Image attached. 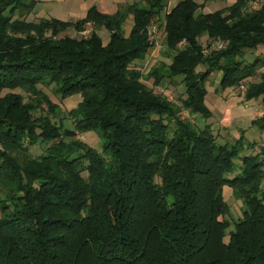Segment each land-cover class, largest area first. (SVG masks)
<instances>
[{"label": "trees", "instance_id": "trees-1", "mask_svg": "<svg viewBox=\"0 0 264 264\" xmlns=\"http://www.w3.org/2000/svg\"><path fill=\"white\" fill-rule=\"evenodd\" d=\"M40 1L0 0V264H264V143L250 154L256 143L244 132L220 143L206 103L216 71L221 90L260 72L244 99L264 101V57L244 58L264 46V0L214 12L200 9L216 0H179L170 11L169 0H140L113 13L93 5L75 22L27 20ZM162 16L171 62L144 76L135 63ZM87 25L88 35L68 34ZM204 36L224 46L206 51ZM177 77L179 103L143 82ZM40 85L81 95L74 129L44 112L57 105ZM252 124L264 133V115ZM88 131L99 132L101 151L77 138ZM226 186L243 203L235 221Z\"/></svg>", "mask_w": 264, "mask_h": 264}, {"label": "rangeland", "instance_id": "rangeland-1", "mask_svg": "<svg viewBox=\"0 0 264 264\" xmlns=\"http://www.w3.org/2000/svg\"><path fill=\"white\" fill-rule=\"evenodd\" d=\"M140 0H42L38 3L36 8L32 13L25 15L27 20H38L41 17H55L60 18L66 21H77L83 18L87 10L96 5L100 10L113 13L117 10L118 6L121 4L133 3ZM179 0H169L167 10L171 8ZM202 3L203 0H197ZM119 2H124L118 4ZM233 1H223L216 0L212 2H207L200 11L203 12H214L216 10L222 9L226 6H229ZM259 7L258 3H253L250 5V9H256ZM168 11V12H169ZM164 17L159 21H153L150 27V39L153 44L148 54L142 61H137L135 63L136 67L144 74V76L155 66L159 65L161 62L170 63L171 60L166 55L167 47L164 42L165 28H164ZM132 25V19L127 20L125 24L126 35L129 34ZM92 29V25H87L85 30L82 32H77L73 28L68 30L70 36L79 37L83 35H88ZM101 36L104 43L106 44L109 40V32L103 29L101 31ZM201 42L204 45L206 51H210L213 48H217V45L223 42H214L210 43V40L207 36L201 38ZM211 44V48L209 47ZM224 46V44H223ZM222 46V47H223ZM256 56L264 57V46L259 47L257 50H250L245 53V60L251 62ZM264 71V68L261 69ZM260 73V72H259ZM259 73L241 85L221 90L219 87L220 77L218 76V71L213 72L206 83L208 94L206 95V103L212 109L213 104L216 105L214 109L213 117L209 120L212 123V128L218 136V141L220 143L230 142L233 143L236 140V136H240L243 128H249L251 124V118H258L264 115V101L262 98L246 101L244 99V93L247 88L248 83L256 82L259 80ZM143 82L146 83L149 87L155 89L158 93L167 97L170 101L179 103L180 97H185V91L181 84V77L175 78V81L171 82L169 80H163L159 85H154L153 79H143ZM218 84V85H217ZM50 98L53 105H57L54 112L49 111V107L46 103L43 104L44 112L49 115V117L56 123H60L64 128L74 129L75 122L69 111L75 108L78 103L82 100L80 94L72 95L68 98L62 99L60 96L56 95L53 91V85L39 86ZM21 93L26 101L29 100L30 95L25 94L21 89L4 90L3 93L7 92ZM255 101V102H253ZM216 102V103H215ZM252 108H254L255 113H251ZM52 110V109H51ZM220 114H224L220 116ZM183 117L189 119L191 122L196 125L203 126V119L198 116L190 115L189 112L185 111ZM217 122L219 125H216ZM252 126H254L252 124ZM256 127V126H255ZM256 132L253 130L249 132V136L246 137L250 142H255L256 146L254 149H247L246 153H255L259 152L260 147L264 143V133L260 131L257 127L255 128ZM244 132V131H243ZM245 135V134H244ZM77 138L85 141L92 147L98 149L99 151L103 148V141L100 137L99 132L97 131H88L83 133H78ZM44 150V146L40 144L33 145L29 148V153L31 155H40ZM86 175V174H85ZM225 198L230 207L229 219L235 221L236 219L242 216L243 203L239 200H236L232 194V189L228 186L224 189ZM233 227V225H232Z\"/></svg>", "mask_w": 264, "mask_h": 264}, {"label": "crops", "instance_id": "crops-1", "mask_svg": "<svg viewBox=\"0 0 264 264\" xmlns=\"http://www.w3.org/2000/svg\"><path fill=\"white\" fill-rule=\"evenodd\" d=\"M42 2H46V0H42ZM121 3H124V2H119L118 4H121ZM116 11V10H115ZM218 76L221 78V76H222V73L221 72H218ZM218 85V84H217ZM227 90H225L224 91V93L226 92ZM253 102H255V101H253ZM216 103V102H215ZM216 105H217V103H216ZM216 105L215 104H213V108L211 109L212 111H213V113H214V109L216 108ZM255 112H257V111H255L254 110V108H252V111H251V113H255ZM224 114H220V116H223ZM255 118H251V124H250V126H249V128H243V131H244V134H245V136L246 137H248L249 135V132H251V131H255L256 129V127L255 126H252V121L254 120ZM216 125H219V123L217 122V124ZM243 131H241V133L243 132ZM256 132V131H255ZM241 133H240V135H241ZM240 136H236L235 138L237 139V138H239Z\"/></svg>", "mask_w": 264, "mask_h": 264}, {"label": "built area", "instance_id": "built-area-1", "mask_svg": "<svg viewBox=\"0 0 264 264\" xmlns=\"http://www.w3.org/2000/svg\"><path fill=\"white\" fill-rule=\"evenodd\" d=\"M149 35H150V31H149ZM151 38V37H150ZM223 46L222 43H220L219 45H217V48H221Z\"/></svg>", "mask_w": 264, "mask_h": 264}]
</instances>
